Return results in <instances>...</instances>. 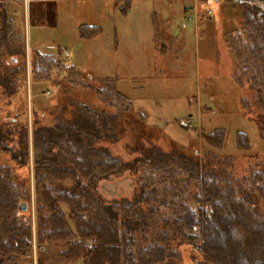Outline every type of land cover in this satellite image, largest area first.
I'll return each mask as SVG.
<instances>
[{
    "label": "trees",
    "instance_id": "obj_1",
    "mask_svg": "<svg viewBox=\"0 0 264 264\" xmlns=\"http://www.w3.org/2000/svg\"><path fill=\"white\" fill-rule=\"evenodd\" d=\"M238 2L246 8L228 44L239 76L256 90L259 105L264 106V0ZM10 3L0 1L3 105L10 104L17 94V77L25 70L24 65L3 61L24 56L23 31L16 27L17 12ZM78 31L80 39L89 40L99 35L101 28L81 25ZM30 48L34 79L48 81L46 63L56 62L63 70L77 72L73 65L56 60V53ZM33 55L41 59L40 65L33 62ZM71 82L80 84L79 80ZM99 83L95 97L111 112L75 103L69 117L63 114V107L50 124L32 116L30 135L26 123L18 126L16 118H0V153L8 154L13 164H0V264H21L31 258L27 241L31 221L18 208L20 203L28 208L30 193L25 179L18 182L16 172L29 165L30 152L36 243L40 251L45 245L54 248L47 264H189L182 262V246L195 249L200 258L196 264H264V213L259 210L264 174L252 172L247 185H241L216 171L221 162H205L174 149L165 153L154 145L147 149L126 145L125 159L112 155L107 147L96 144L117 139L120 114L128 112L132 103L116 90L115 78H102ZM238 89L241 91V84ZM256 125L264 131V119ZM225 136L222 128L202 134L218 149ZM234 141L239 149L249 146L243 132L236 131ZM140 170L145 178L131 198L109 199L97 190L112 176H135ZM190 201L198 210L190 207ZM190 259L193 264L196 256Z\"/></svg>",
    "mask_w": 264,
    "mask_h": 264
},
{
    "label": "rangeland",
    "instance_id": "obj_2",
    "mask_svg": "<svg viewBox=\"0 0 264 264\" xmlns=\"http://www.w3.org/2000/svg\"><path fill=\"white\" fill-rule=\"evenodd\" d=\"M10 1L17 12L16 27L23 31L24 56L3 61L24 65L25 70L17 77L19 90L11 103L3 105L6 99L1 101L0 96L2 120L16 118L18 126L26 123L30 135L34 115L42 124H50L63 107L69 117L75 103L107 109L96 99L95 90L101 86L98 79L116 75V90L134 104L120 114L117 139L97 146L107 147L121 159L127 158L126 145H141L142 149L154 145L165 153L174 149L205 162H221L216 171L245 186L252 172L264 174V131L256 125L264 119V106L259 105L256 90L239 76L228 44L231 32L242 23L245 3L230 1L235 4L232 8L228 0H211L201 19L192 11L183 14V6L191 0H22V10L20 0ZM81 25L100 26L102 32L83 40L78 31ZM31 46L47 54L58 53L53 55L56 60L73 65L78 76L55 62L45 64L48 81L34 79ZM40 60L33 55V62L40 65ZM213 91L216 98L211 100L209 92ZM217 128L226 134L220 149L202 138ZM236 131L247 135V148L235 145ZM0 164H12L8 154L0 153ZM32 170L30 152L29 165L16 170L18 182L25 179L30 193L25 214L31 221V236L25 240L31 258L21 264H47L54 248L45 245L40 251L36 243ZM142 178L141 170L135 176H112L97 190L109 199L131 198ZM189 205L193 210L199 208L193 201ZM259 210L264 213V198ZM179 249L182 262L190 264V256H196L193 264L200 260L195 249Z\"/></svg>",
    "mask_w": 264,
    "mask_h": 264
},
{
    "label": "crops",
    "instance_id": "obj_3",
    "mask_svg": "<svg viewBox=\"0 0 264 264\" xmlns=\"http://www.w3.org/2000/svg\"><path fill=\"white\" fill-rule=\"evenodd\" d=\"M212 1H214V2H217L216 0H212ZM211 2V0H206L205 1V3H202L200 0H191V3L190 4H187V5H185V6H183V14L185 15V13H186V11L187 12H190V11H192L193 12V14H196L197 15V17L198 18H201L202 19V17L204 16V14H203V8H205L206 7V5L208 4V3H210ZM227 3H229L231 6H232V8H234L235 7V4H233L232 2H230V1H228ZM23 6V5H22ZM239 7H241V5H238ZM243 6V5H242ZM191 8V9H190ZM98 27H100V26H98ZM101 32H102V29H101ZM101 33H99V35H100ZM99 35H97V36H99ZM96 36V37H97ZM157 36H158V34H157ZM95 38V37H94ZM160 37L158 36V38L157 39H159ZM157 39H156V44L158 43V41H157ZM32 47V46H31ZM117 47H118V45L116 44L115 45V47H114V49H113V52L114 53H117V51H118V49H117ZM37 48V47H36ZM126 54H128V52H126ZM129 55V54H128ZM104 78H117L116 77V75H113L112 77H104ZM102 79V78H101ZM99 80V79H98ZM210 81V80H209ZM212 86L211 87H215V86H213V84H211ZM209 94H211L210 95V99L212 100V99H214V98H216V93L213 91V93L211 92H209ZM125 95V94H124ZM126 96V95H125ZM130 101H131V103L132 104H134V101L132 100V99H130L128 96H126ZM144 112V111H143ZM140 113V112H139Z\"/></svg>",
    "mask_w": 264,
    "mask_h": 264
},
{
    "label": "water",
    "instance_id": "obj_4",
    "mask_svg": "<svg viewBox=\"0 0 264 264\" xmlns=\"http://www.w3.org/2000/svg\"><path fill=\"white\" fill-rule=\"evenodd\" d=\"M18 208H19L20 212H25L27 210V204L26 203H20Z\"/></svg>",
    "mask_w": 264,
    "mask_h": 264
}]
</instances>
